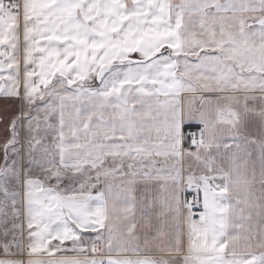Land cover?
<instances>
[{"label": "snow or ice", "instance_id": "6c2138e0", "mask_svg": "<svg viewBox=\"0 0 264 264\" xmlns=\"http://www.w3.org/2000/svg\"><path fill=\"white\" fill-rule=\"evenodd\" d=\"M0 264H264V0H0Z\"/></svg>", "mask_w": 264, "mask_h": 264}, {"label": "crops", "instance_id": "0c3cea01", "mask_svg": "<svg viewBox=\"0 0 264 264\" xmlns=\"http://www.w3.org/2000/svg\"><path fill=\"white\" fill-rule=\"evenodd\" d=\"M3 125H0V131H2ZM0 162H2V153H0Z\"/></svg>", "mask_w": 264, "mask_h": 264}]
</instances>
